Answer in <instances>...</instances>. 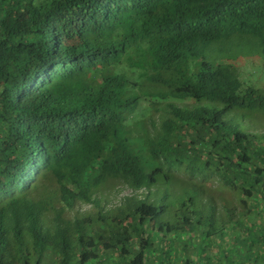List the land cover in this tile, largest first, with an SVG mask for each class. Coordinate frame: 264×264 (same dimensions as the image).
Returning <instances> with one entry per match:
<instances>
[{"label":"trees","instance_id":"obj_1","mask_svg":"<svg viewBox=\"0 0 264 264\" xmlns=\"http://www.w3.org/2000/svg\"><path fill=\"white\" fill-rule=\"evenodd\" d=\"M248 55L264 62V0H0V264L264 247Z\"/></svg>","mask_w":264,"mask_h":264},{"label":"rangeland","instance_id":"obj_2","mask_svg":"<svg viewBox=\"0 0 264 264\" xmlns=\"http://www.w3.org/2000/svg\"><path fill=\"white\" fill-rule=\"evenodd\" d=\"M241 61L236 62L239 66L241 79L249 81L252 85L264 87V62L257 56H243ZM84 207L83 211L88 210ZM264 221V220H263ZM264 223V222H263ZM259 227V226H258ZM253 230L257 233V228ZM262 234H253L247 241L250 247L242 249L228 244L232 241L231 235H220L217 238L211 237L205 242L195 241L189 247L195 264H264V247L259 245V238ZM254 240V244L251 242ZM228 259V260H227Z\"/></svg>","mask_w":264,"mask_h":264}]
</instances>
